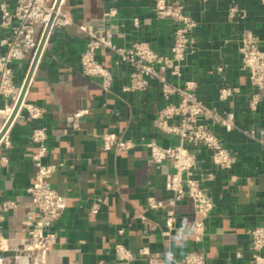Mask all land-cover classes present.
<instances>
[{
  "label": "crops",
  "instance_id": "obj_1",
  "mask_svg": "<svg viewBox=\"0 0 264 264\" xmlns=\"http://www.w3.org/2000/svg\"><path fill=\"white\" fill-rule=\"evenodd\" d=\"M5 1L11 9L17 2ZM185 3L197 23L196 44L186 58L181 77L168 78L180 82L195 80L198 97L224 115L232 114L236 122L230 129L215 127L224 145L236 156L231 170L217 168L206 150L195 148L201 175L214 174V179L206 184L214 208L202 246L208 264H254L248 229L264 226V96L258 110L251 112L250 84L242 67L240 47L243 37L249 35L264 49V5L260 0ZM230 7L236 8L235 17L230 16ZM62 8L78 24L91 23L110 31L119 45L144 39L159 52H169L173 42L176 24L158 18L152 0H63ZM111 10L115 11L114 16L106 14ZM39 32L38 27L34 29L36 38ZM85 45L86 38L74 27L51 31L25 95L26 101L44 108V115L31 121L22 111L6 131L9 144L0 141V207L7 199L19 203L0 221V232L6 240V248L0 247V259L9 264L33 261L26 243L36 214L27 187L37 171L32 159L36 146L30 139L36 125L46 127L48 152L43 162L58 165L49 182L64 201L61 217L50 226L58 239L47 252L48 264H98L100 260L121 264L113 248L117 241L132 248L148 246L154 251H163L169 245L162 230L165 212L171 207L167 177L172 166L152 161L145 147L130 152L106 150L100 137L111 132L125 139L177 144V137L162 133L156 126L165 103L159 83L153 80L144 91L124 92L131 67L115 65L116 54L102 48L97 57L114 75L111 89H104L101 79L82 73L80 57ZM5 50L0 46V51ZM31 64L30 55L16 62L17 85L24 82ZM223 79L239 87V92L225 101L219 99ZM11 106V101H0V109H4L0 111V131ZM232 175L236 176L235 181L231 180ZM150 196L162 207L150 208ZM175 209L176 228L170 245L176 258L181 259L197 247L193 225L199 215L188 200L178 203Z\"/></svg>",
  "mask_w": 264,
  "mask_h": 264
},
{
  "label": "built area",
  "instance_id": "obj_2",
  "mask_svg": "<svg viewBox=\"0 0 264 264\" xmlns=\"http://www.w3.org/2000/svg\"><path fill=\"white\" fill-rule=\"evenodd\" d=\"M205 1V0H202ZM264 5V0H260ZM153 10L158 18L170 20L176 24L174 38L169 52H159L148 41L136 39L130 45L123 46L114 42L112 33L96 28L93 24H78L68 11L60 6L55 10V0H17L13 9L7 1L0 2V101H11L10 116L22 90L23 84L15 82V64L30 55L33 61L39 43L49 22L51 27L46 42L54 28L74 27L86 38V45L80 57L82 73L88 77L101 79L104 89H111L114 75L110 67L98 59V52L108 48L116 54L115 65L127 64L131 67L129 82L122 88L124 92H138L148 89L151 81L159 83L164 106L156 119L157 128L164 134L178 138L177 144L161 145L153 139H125L116 133L106 132L100 135L104 149H123L134 151L145 147L155 163L168 162L172 171L168 173L167 187L172 192L171 207L165 212L162 235L168 242L163 251H154L148 246L132 248L122 241H117L114 251L121 264H208L203 245L207 234V221L214 208V201L209 195L206 184L214 179L208 172L201 175V168L195 148H202L209 153L212 163L220 169L231 170L236 163V156L224 145L221 135L215 127L227 129L236 126L232 114L224 115L215 106L201 100L195 80L172 81L168 75L181 77L182 67L187 56L194 50L197 23L188 14L185 0H152ZM231 17L237 15L235 7H230ZM114 16L115 11L106 13ZM136 24L139 23L135 19ZM40 29L36 38L34 29ZM46 44V43H45ZM242 67L247 73L250 84L248 107L256 112L264 96V49L249 35L243 37L240 47ZM218 70H222L221 67ZM239 92V87L230 85L225 79L219 86V99L225 101ZM177 100H175V99ZM4 109H0V111ZM25 111L27 118L37 121L44 115V108L23 99L15 118ZM14 118V119H15ZM11 125V124H10ZM8 130V129H7ZM6 130V131H7ZM251 136L254 137L253 131ZM48 134L46 127L36 125L32 128L30 139L36 146L32 159L37 169L34 181L27 187L33 201L35 220L28 229L26 247L33 253L31 264H48L47 252L58 239L57 232L50 228L61 217L64 201L59 192L50 184L51 175L58 169L56 164H45L43 158L48 152ZM1 142L9 144L6 132ZM235 181L236 176L232 175ZM190 201L199 215L193 225V241L197 247L188 250L181 259H177L170 245L176 228L178 203ZM150 208H161V203L154 197L147 198ZM19 203L7 199L0 207V221L7 212L16 209ZM122 233V230L120 231ZM251 236V258L254 264H264V226L255 225L248 229ZM5 237L0 232V247L5 249ZM0 264H9L0 259ZM98 264H107L100 260Z\"/></svg>",
  "mask_w": 264,
  "mask_h": 264
},
{
  "label": "water",
  "instance_id": "obj_3",
  "mask_svg": "<svg viewBox=\"0 0 264 264\" xmlns=\"http://www.w3.org/2000/svg\"><path fill=\"white\" fill-rule=\"evenodd\" d=\"M61 1L62 0H55V5H54L55 10L60 6ZM50 27H51V23L49 22V24L47 25V27L45 29L44 35H43V37H42V39H41V41L39 43V46L37 48L35 57H34V59L32 61L31 67H30L29 72H28V74L26 76V79H25V82L23 84L22 90L20 92L19 98H18V100H17L12 112L10 113V116L7 119V122L5 123V125L3 126V128L0 131V140H1L2 136L4 135V133L6 132V130L9 128L10 124L13 122V120H14L17 112H18V109H19V107L21 105V102L25 98V95H26L27 89L29 88V85H30V82H31V79H32V76H33V73H34V70H35V68L37 66V63H38V61L40 59V56L42 54V51L44 49V46H45V43H46V39H47V35L49 33Z\"/></svg>",
  "mask_w": 264,
  "mask_h": 264
}]
</instances>
